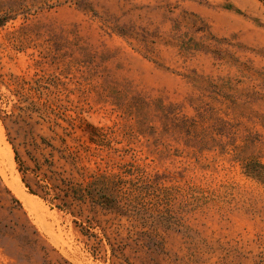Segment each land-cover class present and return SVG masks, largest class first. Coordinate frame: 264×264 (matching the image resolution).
I'll return each mask as SVG.
<instances>
[{"label": "rangeland", "instance_id": "1", "mask_svg": "<svg viewBox=\"0 0 264 264\" xmlns=\"http://www.w3.org/2000/svg\"><path fill=\"white\" fill-rule=\"evenodd\" d=\"M0 18V264H264L262 1L0 0ZM98 175L112 210L64 195Z\"/></svg>", "mask_w": 264, "mask_h": 264}, {"label": "trees", "instance_id": "2", "mask_svg": "<svg viewBox=\"0 0 264 264\" xmlns=\"http://www.w3.org/2000/svg\"><path fill=\"white\" fill-rule=\"evenodd\" d=\"M260 1H262L264 3V0H260ZM6 19L7 18H0V28H3L6 25V22H7ZM1 83H2V76L0 75V84ZM42 141L44 143V140H42ZM36 147L38 148L37 143H36ZM13 151L15 154L16 162L20 163L19 162V154L14 147H13ZM30 160L33 161V158H30ZM19 165H20V169H21L23 175H25L26 172H31L33 174V177L35 179L34 185L38 189H40L41 192L44 193L43 195H45V197L51 195V193L44 191V189L46 187L41 186L40 179L39 180L37 179L38 178L37 173H39V171L41 169V167L38 163H34V166L32 168H25V169H23V165H21V163ZM256 167H257V170L255 173V176L264 181V170L262 169V166L257 165ZM90 179L91 180L87 184V187L85 189H83L82 187H80L79 189H74L73 187H70L69 185L65 184V186H67V188H66V192H64V195H68V192H71L74 199L75 198H77V199L83 198L84 195H91V197H93L92 198L93 203H96L97 205L104 208L105 210H112V208H113L112 204L113 203H111L110 206H109V203H110V201L114 202V200H111L108 197L104 196V194H102L101 192L104 191L105 189L111 190L112 189L111 187L115 186V184H116L115 180H111V179H109V177L104 176V175L94 176V177H91ZM22 182L31 194H35L33 188L29 184H27L24 177L22 178ZM90 188H91V190H90ZM40 197L44 200L46 199V198H44V196H40ZM54 200L62 202V199H60V196L58 194H54L52 196L51 202H53ZM61 206L63 208H65V207H68V204L66 202H62ZM65 209H67V208H65Z\"/></svg>", "mask_w": 264, "mask_h": 264}, {"label": "bare ground", "instance_id": "3", "mask_svg": "<svg viewBox=\"0 0 264 264\" xmlns=\"http://www.w3.org/2000/svg\"><path fill=\"white\" fill-rule=\"evenodd\" d=\"M9 151H11V150H9ZM11 155V154H10ZM7 156V155H6ZM12 177V176H11ZM20 188H22V187H20ZM17 191H18V189H17ZM22 191V190H21ZM23 193V192H22ZM17 196H18V194H17ZM21 200V199H20ZM28 203V202H27ZM35 208V207H34Z\"/></svg>", "mask_w": 264, "mask_h": 264}]
</instances>
